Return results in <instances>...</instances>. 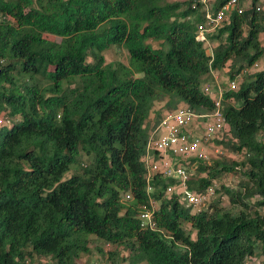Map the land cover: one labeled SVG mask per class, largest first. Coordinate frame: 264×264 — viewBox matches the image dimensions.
I'll use <instances>...</instances> for the list:
<instances>
[{
  "label": "trees",
  "instance_id": "obj_1",
  "mask_svg": "<svg viewBox=\"0 0 264 264\" xmlns=\"http://www.w3.org/2000/svg\"><path fill=\"white\" fill-rule=\"evenodd\" d=\"M198 1L0 0V116L11 121L0 124V264L33 254L75 264L89 235L122 247L129 264H247L258 248L264 256V69L223 92L229 136L214 141L243 158L198 161L187 179L202 192L238 174L235 187L215 190L229 207L219 197L193 213L161 175L147 191L141 157L162 116L182 104L212 111L202 90L211 72L229 63L233 79L264 52L259 0L207 34L218 41L211 54L196 39ZM114 46L128 64L105 61ZM158 100L166 111L150 126ZM150 198L159 203L156 229L138 218Z\"/></svg>",
  "mask_w": 264,
  "mask_h": 264
},
{
  "label": "built area",
  "instance_id": "obj_2",
  "mask_svg": "<svg viewBox=\"0 0 264 264\" xmlns=\"http://www.w3.org/2000/svg\"><path fill=\"white\" fill-rule=\"evenodd\" d=\"M199 0V11L202 14V21L196 23V39L208 44L207 34L214 32L217 28L229 22L233 13L241 14L248 8L249 0ZM195 7V5L193 6ZM259 6L256 10H260ZM189 17L188 19H191ZM256 64V63H255ZM254 64V65H255ZM253 65V66H254ZM252 66V67H253ZM243 68L239 75L249 73L252 69ZM228 88L235 90L237 83L233 79L229 82ZM204 91L212 94V88L207 83ZM214 99L212 111L196 113L187 106L177 107L175 110L166 112L158 125L152 130L147 141L146 150L142 157L146 168L145 178L147 191L151 190L149 181L155 175L171 178L175 182L167 188V193L177 192L179 201L192 212H199L209 205L213 195V187L209 186L202 192L191 191L187 185L190 177V170L196 168L198 161H208V146H213V140L219 138L225 127L223 114L222 93ZM8 118H0V124L8 122ZM200 125L202 133L195 132L191 125ZM214 152H219V147H213ZM124 201H132V195L127 192L123 194ZM138 218L143 228L156 229L155 212L158 203L150 198L147 203L138 206Z\"/></svg>",
  "mask_w": 264,
  "mask_h": 264
},
{
  "label": "rangeland",
  "instance_id": "obj_3",
  "mask_svg": "<svg viewBox=\"0 0 264 264\" xmlns=\"http://www.w3.org/2000/svg\"><path fill=\"white\" fill-rule=\"evenodd\" d=\"M173 1V0H170ZM251 0H249L250 2ZM250 6V3L248 7ZM258 6L261 8L262 12H264V0L258 1ZM264 24V21H263ZM49 38H53L52 36L47 35ZM58 40V38H57ZM260 40L262 42V45L264 46V31L260 34ZM154 47L158 46L157 42H151ZM218 43L217 40H211V42H208L206 45L207 51L213 46H216ZM105 61L108 62H116L121 61L125 64H128V53L123 47L114 46L109 48L104 52ZM264 69V52L261 58L256 62V64L252 67L251 72L259 71ZM229 63L221 69V70H214L212 71L211 76H208V78L204 81V84H209L213 90H216L217 85H219L222 89H226V86L228 84L229 79ZM246 74H243V76L239 75L235 78L236 82L238 83V86L241 81L245 79ZM235 106H238L239 103L235 102L234 100L230 101ZM179 105V104H178ZM166 107L164 106L163 100H158L154 103L153 109L150 113L148 124L150 126H153L156 123V114L160 112L162 114L166 111ZM1 118V116H0ZM17 119V118H16ZM10 120L6 122V125L10 124ZM228 131L222 132L219 135V139H222L223 137L228 138ZM224 135V136H223ZM223 138V139H224ZM213 147H219V152H214ZM208 156L210 161L213 158L217 157H225L233 160H241L243 158L242 152H236L231 150L230 148L226 147L225 145L217 144L213 142V146H208ZM81 165L87 164L88 159L85 156H81ZM75 169V165L71 166L70 171H68L64 178H67L73 173V170ZM239 180V175L236 173H224L219 178L215 180V184L213 187V195L211 201H215L220 197L219 194L215 193V190L219 188L221 184H224L226 186L235 187L237 185V182ZM159 204V203H158ZM220 206L223 208L229 207L228 199L225 195H221L220 197ZM263 211V209H262ZM184 228L191 233V237H195V232L191 229L189 224H184ZM90 250L88 253H81L80 256L75 260V264H129L128 260V252L122 249V247H116L115 245H112L110 243L105 242L104 240H101L97 238L94 235H89V244H88ZM26 264H54V261L51 259V257L47 256H36L33 254L31 257H28ZM138 264H146L145 262H140ZM247 264H264V256L261 254L260 249H257V254L254 255L251 258H248Z\"/></svg>",
  "mask_w": 264,
  "mask_h": 264
},
{
  "label": "clouds",
  "instance_id": "obj_4",
  "mask_svg": "<svg viewBox=\"0 0 264 264\" xmlns=\"http://www.w3.org/2000/svg\"><path fill=\"white\" fill-rule=\"evenodd\" d=\"M250 2H251V1H250ZM250 6H251V3H250ZM260 10H261V9H260ZM257 11H259V10H257ZM189 20H191V19H189ZM210 33H212V32H210ZM206 36H207V35H206ZM207 39H208V38H207ZM208 40H209V39H208ZM203 42H204V41H203ZM210 42H211V41H210ZM204 44H205V47H206L207 44H206L205 42H204ZM213 47H214V46H213ZM213 47H211V48L209 49V51H207V48H206V53H207V54H211V53H212V48H213ZM255 63H256V62H255ZM255 63H254V64H255ZM254 64H253V65H254ZM253 65H252V66H253ZM252 66H251V67H252ZM246 68H247V67H246ZM248 68H250V67H248ZM249 73H252V72L250 71ZM236 76H237V75H236ZM236 76L233 78L234 80H235ZM233 79H230V78H229V79H228V84H229V82H230L231 80H233ZM235 81H236V80H235ZM236 83H237V82H236ZM228 84H227V86H226V89H229V88H228ZM204 85H205V84L203 83V84H202V90H203V93L208 94V93H206V92L204 91ZM237 87H238V83H237ZM226 89H225V90H226ZM236 89H237V88H236ZM236 89H235V90H236ZM225 90L223 89V92H224ZM229 90H230V89H229ZM208 95L212 96V97H213V100L215 99V96H213V94H208ZM222 99H223V93H222ZM222 99H221V100H222ZM222 105H223V103H222ZM187 107H188V106H187ZM213 107H214V106H213ZM191 109H192V108H191ZM193 110H194V109H193ZM194 111H195V110H194ZM195 112H196V111H195ZM196 113H197V112H196ZM200 114H201V113H200ZM225 123H226V122H225ZM222 132H223V131H222ZM215 139H217V138H215ZM215 139H214V140H215ZM214 140H213V142L215 143ZM143 155H144V154H143ZM143 155H142V157H143ZM142 157H141V159H142ZM207 162H210V161H207ZM143 163H144V162H143ZM197 164H198V163H197ZM144 166H145V165H144ZM196 167H197V166H196ZM192 171L194 172V171H195V168L192 169V170H190V172H192ZM174 182H175V181H174ZM171 185H172V184H171ZM166 191H167V189H166ZM166 193H167V192H166ZM167 194H169V193H167ZM170 194H171V193H170ZM157 203H158V202H157ZM210 203H211V202H210ZM210 203H209V204H210ZM158 206H159V204H158ZM207 207H208V206H207ZM207 207H206V209H207ZM204 210H205V209H204ZM193 213H196V212H193Z\"/></svg>",
  "mask_w": 264,
  "mask_h": 264
},
{
  "label": "crops",
  "instance_id": "obj_5",
  "mask_svg": "<svg viewBox=\"0 0 264 264\" xmlns=\"http://www.w3.org/2000/svg\"><path fill=\"white\" fill-rule=\"evenodd\" d=\"M211 40H208V42H210ZM211 74H212V72H211ZM223 90L219 85H217V87H216V90H213L212 89V94H213V96H215V97H217L218 95H219V91L218 90ZM181 106H185V105H181ZM181 106H178V107H181ZM191 128L195 131V132H197V133H202V128L200 127V125H194V124H192L191 125Z\"/></svg>",
  "mask_w": 264,
  "mask_h": 264
}]
</instances>
